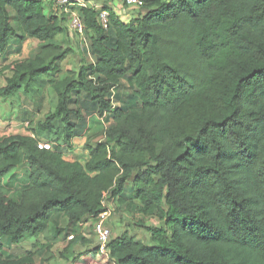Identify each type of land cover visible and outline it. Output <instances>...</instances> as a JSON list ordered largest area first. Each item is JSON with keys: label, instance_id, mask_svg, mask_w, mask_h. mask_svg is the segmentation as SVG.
Returning a JSON list of instances; mask_svg holds the SVG:
<instances>
[{"label": "trees", "instance_id": "obj_1", "mask_svg": "<svg viewBox=\"0 0 264 264\" xmlns=\"http://www.w3.org/2000/svg\"><path fill=\"white\" fill-rule=\"evenodd\" d=\"M102 1L106 30L97 10L79 11L93 62L63 71L73 54L71 42L57 41L67 34L65 20L50 4L0 0V55L37 42L31 58L2 68L9 76L0 98L28 95L41 82L54 99L41 120L28 122L34 137L0 138V236L17 246L57 218L81 229L109 200L135 205L159 226L144 227L146 242L116 234L106 255L96 245L76 253L73 237L61 259L264 264V0H138L140 13L125 21ZM128 75L137 101L113 107L112 93ZM80 94L107 127L83 162H68L73 116L80 120L71 105ZM40 142L52 149H38ZM22 164L29 186L14 202L3 180ZM0 264H35V255L5 256L0 246Z\"/></svg>", "mask_w": 264, "mask_h": 264}, {"label": "rangeland", "instance_id": "obj_2", "mask_svg": "<svg viewBox=\"0 0 264 264\" xmlns=\"http://www.w3.org/2000/svg\"><path fill=\"white\" fill-rule=\"evenodd\" d=\"M98 1L99 0H95V2ZM105 3H108L112 11L116 13H119V10L126 12L127 17L123 18L124 21L127 20V18H135L138 13H140V9L136 8L126 11L127 9L123 7L122 0H111L110 2L105 0ZM116 9L118 11H116ZM66 39L71 42L70 46L73 49V54L61 64L63 71L67 69L76 70L83 62L90 63L86 56L80 51L77 40H75L68 31L64 36H60L57 41L64 44ZM36 51L37 42L31 39L20 45L15 43L12 44L6 55L0 56V87L4 85V77L9 76V72H5L2 68L16 62L27 60L31 58ZM42 89H44L43 100L40 103L39 111H37L35 105L39 102V91ZM135 93L136 89L128 75L112 93L111 100L113 107L122 108L137 101ZM75 99H78V103L81 106L79 107L78 103L71 105L75 113L79 112L81 120H76L73 116V122L76 126L75 132L77 135H82L85 132L84 134L87 137L86 144L94 145L102 140V132L107 127V124L97 117L96 109L89 103V100L85 98V95L80 94V96L78 98L75 97ZM53 105V95L41 82L37 83L28 95L21 91L14 98L8 100L0 98V124L3 127L1 136H15L24 130L28 133L31 124L25 127L23 122H29L30 120L38 122L51 111ZM24 114H26V116H24ZM17 128H20L19 133L16 132ZM39 138L48 140L44 135ZM28 177L29 168L26 164H22L3 180V194L10 200L19 202L21 193L29 186ZM131 197L132 187L131 182L128 181L125 186V198L130 200ZM105 207L111 211V216L107 223L111 232V237L116 234L126 233L134 239L146 242L149 239L144 227L153 225L159 226L158 220L154 218H142L141 215L137 213L135 205H132L131 209L127 210L126 204L116 205L115 202L107 200ZM115 210L117 214H114ZM93 229L94 223L92 222L83 224L81 229H79L57 218L56 221L50 225L48 232L42 235L37 241L35 238H29L23 240L18 246H10L6 240L0 236V246L4 248V255L11 257H21L33 251L35 255V264H69V262L67 263V261L60 258V253L66 248L68 241H70L67 238L72 235L77 239V245L74 247L76 253L84 251L96 245ZM56 230L61 231L60 234L56 233ZM62 232L65 233L67 238H64L65 235L62 234Z\"/></svg>", "mask_w": 264, "mask_h": 264}, {"label": "built area", "instance_id": "obj_3", "mask_svg": "<svg viewBox=\"0 0 264 264\" xmlns=\"http://www.w3.org/2000/svg\"><path fill=\"white\" fill-rule=\"evenodd\" d=\"M25 1H39L42 3L50 4L51 8L55 11L58 17L65 20L68 31L77 40L80 51L86 56L89 62H93V57L89 53V43L84 35V25L81 21L79 11L83 8H93L98 11V23L106 30L108 27L109 11L103 5V1L99 0H25ZM107 5V4H106ZM123 7L128 9H141L142 3L138 0H123ZM40 150H51V144L47 142H40L38 144ZM106 200V199H105ZM106 201L103 205L105 206ZM105 211L98 215L94 222V235L96 238V246L103 254H107L106 247L110 242L111 232L107 226L108 220L111 216V211L105 207ZM73 236L68 237L72 240Z\"/></svg>", "mask_w": 264, "mask_h": 264}, {"label": "crops", "instance_id": "obj_4", "mask_svg": "<svg viewBox=\"0 0 264 264\" xmlns=\"http://www.w3.org/2000/svg\"><path fill=\"white\" fill-rule=\"evenodd\" d=\"M110 1L111 0H109V2ZM116 11H118V10L116 9ZM116 15H118L120 20H123V18L127 17L126 12H124L123 10H119V13H116ZM70 35H72V34H70ZM28 40H30V39H28ZM28 40H26V41H28ZM0 56H3V55H0ZM6 100H8V99H6ZM0 123H1V119H0ZM23 123H24L25 127L28 126V122H23ZM2 131H3V127L0 124V137H3V136H1V132ZM16 132L19 133L20 132V128H17ZM18 135L24 136V137H26V136L34 137L33 134L31 133V131H29L27 133L25 130L23 132L19 133ZM6 137H9V136H6ZM86 142H87V137L85 136V134L84 135L82 134L81 136H79L77 134L74 135L72 140H71V147L68 148L67 150H65L64 153H63V159L65 161H68V162H76V161L83 162V160H85L87 155H88V150H87L88 145L86 144ZM89 146H91V145H89ZM63 221H65V220H63ZM41 237H42V235L39 238H41ZM29 238L33 239V237H26L25 239H29ZM39 238H35L36 241L39 240Z\"/></svg>", "mask_w": 264, "mask_h": 264}]
</instances>
